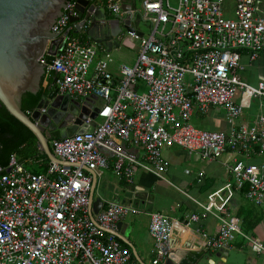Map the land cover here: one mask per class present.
Instances as JSON below:
<instances>
[{
  "label": "built area",
  "instance_id": "built-area-1",
  "mask_svg": "<svg viewBox=\"0 0 264 264\" xmlns=\"http://www.w3.org/2000/svg\"><path fill=\"white\" fill-rule=\"evenodd\" d=\"M86 1L103 2L107 13L122 22L118 40L131 42L123 39L126 29L139 41L132 43L138 57L135 65H120L116 76L113 59L82 35L88 25L80 32V23H72L78 10L77 0H70L52 28L61 36L57 51L49 53L50 41L40 62L56 74L59 95L97 99V124L93 131L50 141L56 157L74 166L50 161L45 172H33L17 154L7 167L0 166V264L129 263L131 250L107 230L141 211L107 201L96 224L90 215L93 176L87 170L112 171L127 185L134 184L138 170L166 180V147H181L210 161L226 154L245 156L227 165L232 182L210 193L206 203L194 201L203 216L214 215L221 223L218 235L207 239L208 248L229 251L242 237L255 251H263L230 220L228 210L241 192L255 205L264 204V161L249 162L264 155V115L252 125L237 124L254 98L264 100V82L249 84L238 75L244 52L252 61L264 52L261 0H234V18L227 17L225 0H177L176 6L172 0ZM142 23L148 24L147 32ZM48 56L54 60L49 62ZM219 107L225 110L229 131H208L192 122L196 112L207 115ZM92 122L91 117L86 121ZM204 178L200 172L196 179ZM200 218L193 214L190 221ZM175 224L163 213H151L153 264L173 253Z\"/></svg>",
  "mask_w": 264,
  "mask_h": 264
},
{
  "label": "crops",
  "instance_id": "crops-1",
  "mask_svg": "<svg viewBox=\"0 0 264 264\" xmlns=\"http://www.w3.org/2000/svg\"><path fill=\"white\" fill-rule=\"evenodd\" d=\"M91 3L100 8H104V4L101 1H92ZM261 10L264 13V0H261ZM98 32L99 30L97 33ZM75 33H77V31H75ZM82 35L87 37V39L89 37L87 32L82 33ZM119 43L120 47L125 44L124 40H119ZM94 45L100 49L102 48L98 44ZM120 47H113L111 52H114ZM111 52L108 53L103 49L101 53L102 56L106 57ZM110 56L109 58L113 59L111 70L117 76L119 75L120 65L126 63L117 62L113 53H111ZM241 63L244 66L242 72H246V76H240L242 80L254 85L264 82V52L255 61H252L249 54L244 52L242 54ZM52 77H56V74H53ZM44 83L43 90H48L51 85L55 84V80L51 78L49 82L44 81ZM73 99L75 98L73 97ZM75 100L80 101L77 98ZM259 100L260 114L257 118L252 120V122L250 121L242 124L252 125L257 121L260 115H264V100ZM261 104H263V106H261ZM195 114L199 117L204 116L198 112ZM207 115L222 117L223 123L219 127L220 130H230L226 118L219 115L217 108L211 110ZM97 120L100 122V118ZM176 148L181 147H166L163 150V156L168 163L165 173L166 180L159 179L153 174L141 170H138L133 185H127L125 182L118 179L122 195L126 193V199L123 202L121 200L122 195L118 185L109 184L107 186L106 181H104L106 174H115L112 171L99 170L97 172L98 185L95 197L102 198L104 202L100 212L105 209L107 201L114 200L136 207L141 211L138 214H130L120 221L122 223V229L119 232L127 236V239L133 244L138 253V257H136L131 246L118 238L125 243L127 248L132 252V260L127 264H153L152 250L154 248V240L150 234V215L153 212L163 213L176 223L170 242L171 250L175 255L188 251H204L205 255L195 264H264V250L255 251L251 242L242 237H238L235 240L233 247L229 251H218L214 248H208L206 245L207 239H211L218 235L221 223L214 215L203 216L202 210L194 201H206L210 193L232 182L233 176L229 173L227 165L231 163L233 159L245 160V156L239 153L233 155L231 158L232 155L226 154L222 157H225L224 159L221 158L210 161L203 159L200 155L191 154L189 151L188 153L187 150L184 149L188 153V156L195 158V162H191V159L187 157L189 160L188 164L191 168H186L182 171L180 166L181 161H179V152L175 151L172 153V150ZM201 161L205 162V164L201 165ZM263 161V154H256L249 159V162L257 164ZM27 165H29V167H27ZM38 165V162L32 163V161L26 160V167L33 172H38L35 170ZM187 171H190V173L188 174ZM200 172H204L205 174V178L202 182H198L196 179ZM224 177L225 181H223ZM159 208H161V210H159ZM228 210L230 213V220L240 224L243 231L255 241L259 242L264 248V204L261 206L255 205L247 200L244 193L242 194L241 192L234 196ZM193 214L201 215L198 222L190 221ZM96 215L97 214H95V216ZM142 216L145 217V219L137 218ZM116 227L117 225L114 229L117 230ZM146 234H148L149 239L145 237ZM165 263L166 261L162 264Z\"/></svg>",
  "mask_w": 264,
  "mask_h": 264
},
{
  "label": "water",
  "instance_id": "water-1",
  "mask_svg": "<svg viewBox=\"0 0 264 264\" xmlns=\"http://www.w3.org/2000/svg\"><path fill=\"white\" fill-rule=\"evenodd\" d=\"M69 3L70 0H0V106H5L13 117L34 133L51 162L64 166L74 165L56 157L48 133L71 137L75 133L93 131L97 124V99L90 97L77 101L69 95H59L55 84L46 89L31 113L23 110V99L27 93L37 95L42 92L44 81L56 80L40 59L50 41L49 53H56L61 36L53 34L52 28ZM77 10L78 16L72 19V23H80L78 31L88 25L87 34L108 53L113 47H120L118 37L124 28L119 19L110 17L106 9L86 0H77ZM47 58L49 62L54 60L53 56ZM89 117L93 119L91 124L86 123ZM87 171L93 176L90 215L97 224L95 214L100 212L104 202L102 198L95 197L98 185L96 171ZM116 228L107 232L128 243L138 257L127 236L119 232L122 223L119 222ZM204 255V251L171 253L165 264H195Z\"/></svg>",
  "mask_w": 264,
  "mask_h": 264
},
{
  "label": "trees",
  "instance_id": "trees-1",
  "mask_svg": "<svg viewBox=\"0 0 264 264\" xmlns=\"http://www.w3.org/2000/svg\"><path fill=\"white\" fill-rule=\"evenodd\" d=\"M45 92L46 89L37 95L27 93L23 99V110L27 113L33 112ZM49 138L61 139L62 135L51 134ZM13 154H17L22 161L38 162L39 165L35 168L38 172H45L50 164L49 158L39 149L34 133L13 117L5 106H0V166L7 167ZM120 242L127 247L121 240Z\"/></svg>",
  "mask_w": 264,
  "mask_h": 264
},
{
  "label": "rangeland",
  "instance_id": "rangeland-1",
  "mask_svg": "<svg viewBox=\"0 0 264 264\" xmlns=\"http://www.w3.org/2000/svg\"><path fill=\"white\" fill-rule=\"evenodd\" d=\"M172 4L174 6L177 5V0H172ZM234 6H235V1L234 0H225V9L227 12V17L228 18H234ZM138 7H140V3L138 2ZM148 24H144L142 23V25L140 26V28L143 30V32H147L148 31ZM141 33V32H140ZM143 34V33H142ZM126 38H130L131 42L129 41V43H125L123 44L119 49H116L113 53L114 57L116 58V61L119 63H123L125 62L126 64L129 65H135L137 57H138V52H137V48L132 47V43L135 44L136 39L132 38L129 35V32L125 29L124 33H123V39ZM137 43L139 42L138 40L136 41ZM111 53L109 55L106 56V58L111 57ZM239 76H246V72H242L239 71ZM217 112L219 113V115L223 116L225 118V110L221 107L217 108ZM260 114V100L258 98H254L252 101V105L250 108H246L243 112V115L241 116L240 119L237 120V124H242V123H247V122H252V120H254L255 118H257V116ZM101 121V119H100ZM192 122L198 126L201 129H205L208 131H216V130H220V125L223 123L222 117H215V116H211V115H204V116H196V114L193 116ZM175 151L179 152V161H181V169L182 171H184L186 168H191V166L188 164V158L191 159V162H195V158H192L190 156H188V153L181 148H176L172 150V153H174ZM188 157V158H187ZM187 158V159H186ZM225 158V157H224ZM222 158V159H224ZM198 164V163H197ZM200 164H205V162H200ZM28 166V165H27ZM108 173V172H106ZM104 181H106V185L108 186L109 184H117L119 189H120V185L118 184V178L115 177V175L113 174H106V176L104 177ZM225 181V177L224 180ZM120 193L122 195L121 189H120ZM126 199V193H124L121 196V200L122 202ZM206 201H203V203H206ZM159 210H161V208H159ZM138 219H145V217H137ZM146 238L149 239L148 234L145 235ZM147 243H149L148 241H146ZM149 247V245H148Z\"/></svg>",
  "mask_w": 264,
  "mask_h": 264
},
{
  "label": "flooded vegetation",
  "instance_id": "flooded-vegetation-1",
  "mask_svg": "<svg viewBox=\"0 0 264 264\" xmlns=\"http://www.w3.org/2000/svg\"><path fill=\"white\" fill-rule=\"evenodd\" d=\"M109 16H110V14H109ZM111 17V16H110Z\"/></svg>",
  "mask_w": 264,
  "mask_h": 264
}]
</instances>
